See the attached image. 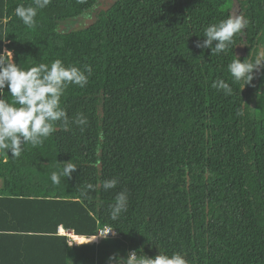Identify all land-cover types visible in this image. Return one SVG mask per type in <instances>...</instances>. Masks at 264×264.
<instances>
[{
  "label": "trees",
  "instance_id": "16d2710c",
  "mask_svg": "<svg viewBox=\"0 0 264 264\" xmlns=\"http://www.w3.org/2000/svg\"><path fill=\"white\" fill-rule=\"evenodd\" d=\"M97 1L51 0L29 28L15 8L33 0H4L0 53L4 45L25 70L60 59L92 73L60 100L70 120L88 118L83 131L57 122L18 158L0 150V248L15 238L20 264H116L109 258L131 250L179 252L188 264H264V0H112L85 28L58 31ZM235 4L246 29L226 52L198 48ZM235 57L261 62L241 90L227 70ZM219 80L231 95L212 87ZM0 96L13 101L7 87ZM69 160L76 171L53 184L52 171ZM113 178L114 189H87ZM121 191L127 210L113 220ZM60 226L80 237L109 227L118 238L72 248Z\"/></svg>",
  "mask_w": 264,
  "mask_h": 264
},
{
  "label": "clouds",
  "instance_id": "9594fccd",
  "mask_svg": "<svg viewBox=\"0 0 264 264\" xmlns=\"http://www.w3.org/2000/svg\"><path fill=\"white\" fill-rule=\"evenodd\" d=\"M51 0H33L27 6L18 5L15 8V15L22 23L31 28L36 23L39 10L46 8ZM7 24V19L3 21ZM248 21L239 15L229 16L219 23L210 24L204 30V39L197 42L198 48H207L211 53L220 54L227 51L232 43L233 37L247 27ZM258 60L254 65L251 61H241L237 57L227 65L233 82H240V90L249 84L253 79L254 69L260 65ZM87 73V75H86ZM91 67L85 65L83 70L75 65L65 66L60 60L51 62L50 66L39 63L27 70L21 68L13 61L12 52L5 50L0 53V93L7 87L8 93L13 98L9 103L0 96V150L11 151L14 158H18L24 144H31L33 147L41 145L60 123V131H69L72 124L77 125L83 131L88 123V118L79 113L75 119L70 120L66 111L60 107V100L63 92L69 85L85 87L91 76ZM213 88L222 90L225 95H231L232 87L224 80L215 81ZM243 108L241 107L242 114ZM103 139V134L99 135ZM58 163V162H57ZM50 176L53 184H59L61 177L71 178L76 171V164L71 160L58 163ZM118 181L113 179L102 180L99 184L87 185L88 190L102 189L108 191L117 186ZM82 197H87V191H81ZM128 195L121 191L115 197V204L111 206V217L116 220L121 213L127 210ZM110 232V231H109ZM110 257L109 260H116V264H188L185 256L179 252L171 255L161 252L154 258H149L137 251L131 250L126 258Z\"/></svg>",
  "mask_w": 264,
  "mask_h": 264
},
{
  "label": "rangeland",
  "instance_id": "374dc122",
  "mask_svg": "<svg viewBox=\"0 0 264 264\" xmlns=\"http://www.w3.org/2000/svg\"><path fill=\"white\" fill-rule=\"evenodd\" d=\"M111 2L112 0H98L96 4L91 9L86 11L82 16L76 19L61 22L58 26V31L60 33H68V32L78 31L80 29L85 28L86 26H88L95 20L96 15L99 12L106 9ZM231 15L240 16L239 8L236 4L232 6ZM243 54H244V47L239 46L237 48V55L242 56ZM83 244H85V242Z\"/></svg>",
  "mask_w": 264,
  "mask_h": 264
},
{
  "label": "crops",
  "instance_id": "0c3cea01",
  "mask_svg": "<svg viewBox=\"0 0 264 264\" xmlns=\"http://www.w3.org/2000/svg\"><path fill=\"white\" fill-rule=\"evenodd\" d=\"M7 10V7H4V0H0V25H5L3 23V21L6 18V11ZM3 14V16H1ZM5 14V15H4ZM6 50L5 46L3 45L2 47V53ZM2 224V227H5L3 223ZM5 230V229H3ZM33 232H36L35 230H33ZM19 234H21L20 232H18ZM4 237L7 238L6 234H9V233H4ZM58 234V232H57ZM58 236H60L58 234ZM62 237V236H61ZM95 237V236H94ZM83 238H93V237H83ZM8 239V238H7ZM15 238H12V239H9L8 242H10V244L0 248V262L1 264H20V258L18 256V254L20 253L18 248L16 247V242H15ZM66 244L69 246V247H72V248H79V247H82V246H86L88 244H92V245H97V243H92V242H85V244L83 245H80V246H77V247H74V246H70L68 241L66 240ZM32 253H34V251H32ZM53 263H58L59 264V260L58 259H53L52 260Z\"/></svg>",
  "mask_w": 264,
  "mask_h": 264
},
{
  "label": "built area",
  "instance_id": "2783aa9c",
  "mask_svg": "<svg viewBox=\"0 0 264 264\" xmlns=\"http://www.w3.org/2000/svg\"><path fill=\"white\" fill-rule=\"evenodd\" d=\"M110 231V232H109ZM58 234L62 237H65L66 240L68 241L70 246H80L83 244H78L77 241H75L74 239H72V236H76L73 232L68 231L63 229L61 226L58 227L57 230ZM80 237V236H77ZM98 239V242H96L97 244L102 241V240H115L118 238L117 234L115 233V231H113L111 228L109 227H104V228H99L97 230V234L95 236Z\"/></svg>",
  "mask_w": 264,
  "mask_h": 264
},
{
  "label": "bare ground",
  "instance_id": "6f19581e",
  "mask_svg": "<svg viewBox=\"0 0 264 264\" xmlns=\"http://www.w3.org/2000/svg\"><path fill=\"white\" fill-rule=\"evenodd\" d=\"M72 239H74L75 241H77L78 244H83L84 242H92V243H96L98 242V239L96 237L93 238H83V237H77V236H72Z\"/></svg>",
  "mask_w": 264,
  "mask_h": 264
}]
</instances>
